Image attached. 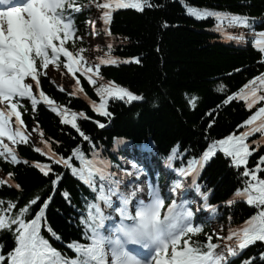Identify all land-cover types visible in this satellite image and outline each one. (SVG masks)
<instances>
[{
	"label": "snow or ice",
	"instance_id": "6c2138e0",
	"mask_svg": "<svg viewBox=\"0 0 264 264\" xmlns=\"http://www.w3.org/2000/svg\"><path fill=\"white\" fill-rule=\"evenodd\" d=\"M178 2L190 18L214 19V31L226 40L240 43L248 34L254 37L258 63L264 67V30L255 31V18L192 6L187 0ZM160 6L153 0H0V163L10 166L7 171L0 168V190L18 193L16 197H0V233H10L14 241L6 253L5 243H0V264H264V71L248 78L234 93L224 85L217 87L225 98L202 113L204 146L195 152L191 147L182 149L178 142L165 157V168L175 177L166 185V194L158 175L156 182L140 179L144 170L137 163L130 168L113 165L102 155L95 138L81 127V120L92 121L99 129L107 127L103 121L115 118L109 110L110 101L144 102L142 94L105 80L102 69L121 63L141 64L140 57L121 60L114 55V13L125 9L143 13ZM92 8L98 16L88 20L89 30L82 33L77 16ZM97 22L102 26L97 27ZM161 26L167 29L172 25L163 21ZM102 37L103 45L93 44ZM242 71L245 69H234ZM60 77L67 78L70 91L57 84ZM46 80L59 92L67 91L69 97H83L103 120L58 102L45 90ZM85 82L98 101L88 97ZM182 95L185 107L194 112L199 97ZM233 101L243 102L249 114L235 129L213 137L220 109ZM41 106L69 128L67 133L62 128L61 136H67L70 144L46 134L38 120ZM152 106L158 104L153 102ZM25 116L31 117V126ZM21 145L30 147L40 158H21ZM218 154L241 182L223 206L231 208L244 202L253 210L250 218L235 227L229 216L226 233L223 225L205 231V224L196 222L198 212L209 213L211 219L219 211V205L209 203L211 190L200 182L203 169ZM176 162L179 167L174 166ZM20 165L37 171L49 182L45 191L34 193L22 206L24 187L20 174L12 170ZM69 176L88 189L80 207L73 204L72 191L62 187ZM188 192L194 197L187 198ZM57 195L75 212L67 222L75 221L78 239L65 240L49 221L48 209ZM50 239L61 242L65 251L54 247ZM251 249L256 251L249 252Z\"/></svg>",
	"mask_w": 264,
	"mask_h": 264
},
{
	"label": "trees",
	"instance_id": "16d2710c",
	"mask_svg": "<svg viewBox=\"0 0 264 264\" xmlns=\"http://www.w3.org/2000/svg\"><path fill=\"white\" fill-rule=\"evenodd\" d=\"M88 0H81L87 3ZM192 6H207L217 10L233 13L247 14L256 19L255 31L264 30V0H187ZM161 5L154 9H145L143 13L134 9L118 10L114 13L111 31L115 37L114 55L121 60L140 57L141 64L121 63L119 66H105L102 73L105 79L114 81L121 86L128 87L134 93L142 94L144 102L131 104L119 101H110L109 110L114 113V119L107 123V127L99 129L92 121L81 120L83 130L95 138V143L102 149V155L108 158L113 165L122 163L119 156H124V151L115 152V141L129 143L130 150L134 152V161L148 176V180L158 183L163 192L167 193L166 185L175 177L168 174L165 168V157L171 148L178 142L183 147H191L199 152L204 146L201 132L205 129V120L202 113L215 108L225 98L223 93L216 91L220 85L226 86L229 93L236 92L248 78L264 71L258 63L259 52L254 48V37H245L246 42L237 43L226 40L214 31L215 20L209 18L197 21L184 13L178 0H153ZM92 9H86L77 16V24L82 33L89 30L87 23L91 19ZM167 21V29L162 22ZM237 32V29H229ZM123 40V43L121 41ZM105 40H103V43ZM103 45V44H102ZM159 49V51H157ZM236 68L245 71L234 72ZM228 73H232L231 77ZM88 97L97 100L94 91L85 82ZM45 90L58 102L68 104L73 110H84L94 119H102L92 112L88 101L83 97H69L61 93L56 86L47 80L44 82ZM191 93L199 97L198 107L193 112L185 107V98L182 94ZM153 102L158 107H153ZM249 113L245 110L243 102L233 101L230 105L220 109L218 124L212 129L211 135L218 137L235 129ZM38 120L47 135L62 138L65 145L71 143L67 136H61V129L67 133L69 128L59 124L58 117L43 106L38 111ZM25 121L32 125L30 116H25ZM72 135H76L72 132ZM148 143L152 148L149 149ZM85 151L88 145L85 143ZM21 158L36 160L40 157L28 146H19ZM264 154V153H262ZM156 167V174L151 172L150 159ZM187 159V157L185 158ZM175 167H179L176 162ZM8 165L0 163V168L9 170ZM20 174V182L24 187V202L34 193L47 189L48 181L37 171L20 165L14 169ZM115 171V169H113ZM200 182L211 190L209 203L219 205L216 217L209 218V213L198 212L196 222L205 224V231L224 226L225 233L229 226L228 217L233 219L232 226L243 224L250 218L253 210L244 202H238L231 208L223 205L241 186L237 173L228 167L221 154L212 159L203 169ZM62 187H68L73 193V204L80 207L83 196L88 195V189L78 180L66 177ZM17 192L7 189L0 190V197H16ZM192 192L187 193V198H193ZM170 203V200L168 201ZM48 218L58 233L65 240L78 239L77 227L69 224L68 217L75 216L72 208L57 195L48 209ZM46 238L47 232H44ZM202 240L203 237H200ZM50 242L60 251H65L61 242ZM0 243H5L4 252L11 250L14 241L10 233H0ZM250 251H256L251 249ZM71 255V253H68ZM248 254V253H246ZM239 264V261H236Z\"/></svg>",
	"mask_w": 264,
	"mask_h": 264
},
{
	"label": "rangeland",
	"instance_id": "374dc122",
	"mask_svg": "<svg viewBox=\"0 0 264 264\" xmlns=\"http://www.w3.org/2000/svg\"><path fill=\"white\" fill-rule=\"evenodd\" d=\"M94 14H95V16L97 18L98 13H97V10L96 9H95V13ZM101 26H102L101 23L97 22V27H101ZM239 31H246V30H244V29H237V32H239ZM250 36H251L250 34L246 35V37H250ZM92 42H93V44H96V43L102 44L103 43V37L101 39H98V40H93ZM245 42H246V38L241 43L245 44ZM53 79H56L55 75H53ZM57 84L58 85L59 84H64L66 86L67 90L70 91L71 86L67 84V78L60 77L59 79H57ZM66 93H67V91H66ZM114 148H115V152L116 153H118L120 150H123L124 151V154H123L124 156H121V155L119 156L120 161H121L123 167L128 166L130 168V165L133 162H135V161L133 159V151L130 150L129 143L122 142V141H115ZM140 179L142 181H144V183H147V180L145 179V175L144 174L141 176Z\"/></svg>",
	"mask_w": 264,
	"mask_h": 264
}]
</instances>
